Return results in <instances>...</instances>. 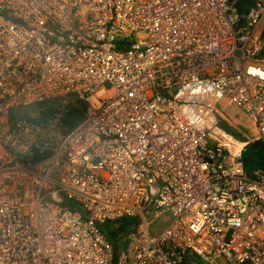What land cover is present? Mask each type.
I'll list each match as a JSON object with an SVG mask.
<instances>
[{
  "label": "built area",
  "instance_id": "built-area-1",
  "mask_svg": "<svg viewBox=\"0 0 264 264\" xmlns=\"http://www.w3.org/2000/svg\"><path fill=\"white\" fill-rule=\"evenodd\" d=\"M241 1L0 0V264H264V0Z\"/></svg>",
  "mask_w": 264,
  "mask_h": 264
},
{
  "label": "rangeland",
  "instance_id": "rangeland-1",
  "mask_svg": "<svg viewBox=\"0 0 264 264\" xmlns=\"http://www.w3.org/2000/svg\"><path fill=\"white\" fill-rule=\"evenodd\" d=\"M219 107H220L221 112H223L227 117H229L230 119H236L238 123L240 124V126L242 127V129H244L249 134L250 137H254L257 134V130L254 126V123L251 121L247 113H245L244 111H241L238 106L233 105L231 107L227 101H223L222 103H220ZM78 109L79 108H75L76 114L78 113L77 112ZM21 110H26V109H21ZM38 113H39V110L37 108L29 112V114L33 117H35ZM79 113L83 116L82 110L79 111ZM79 120H81V116H79ZM222 124L225 129L229 130L230 132L234 133L235 135L239 137H243L240 132L233 130L231 128V126L228 124L226 119L224 118L222 119ZM262 145L263 143L261 141H255L251 143L245 154L246 160L249 163H251L252 166L256 169L261 167L260 147ZM249 172H252V170H250ZM65 204H68L71 208H73L74 206V203L72 201H65ZM78 206L82 208V206L80 205ZM168 218L169 216H165L161 218L160 220L155 221L154 223L155 228H157V230L159 231L166 224V222L168 221ZM195 258L199 264H204L203 261H201L199 257L196 256Z\"/></svg>",
  "mask_w": 264,
  "mask_h": 264
},
{
  "label": "trees",
  "instance_id": "trees-1",
  "mask_svg": "<svg viewBox=\"0 0 264 264\" xmlns=\"http://www.w3.org/2000/svg\"><path fill=\"white\" fill-rule=\"evenodd\" d=\"M249 4L250 3L247 0H242L240 4L238 5V8L240 9L241 12H243L249 6ZM54 107H55L54 103H40L39 105L33 107L32 109L15 110L13 111L12 116L13 117L19 116L20 114H22L23 116H27L29 115V112L31 110H35L37 108L39 110V113L35 116V118H37V120L39 121H45L46 119H48V117H50L54 113ZM260 159H261L260 168H264V146L263 145L260 147ZM245 167L248 171L250 170L253 171L256 169L252 166L251 163H249L246 160V157H245ZM73 208L80 209L81 207L74 204ZM137 224H138V219H136L135 217H125L112 224L110 223L104 224L103 230L114 241L115 248L117 251H119L121 247V241H122L123 234L134 230Z\"/></svg>",
  "mask_w": 264,
  "mask_h": 264
}]
</instances>
